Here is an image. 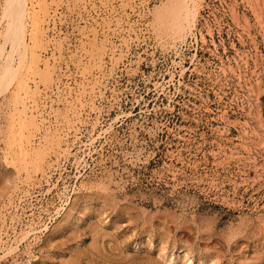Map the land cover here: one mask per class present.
I'll return each instance as SVG.
<instances>
[{"label": "rangeland", "instance_id": "rangeland-1", "mask_svg": "<svg viewBox=\"0 0 264 264\" xmlns=\"http://www.w3.org/2000/svg\"><path fill=\"white\" fill-rule=\"evenodd\" d=\"M178 3L46 0L0 95V264H264V0H189L183 37Z\"/></svg>", "mask_w": 264, "mask_h": 264}, {"label": "bare ground", "instance_id": "bare-ground-1", "mask_svg": "<svg viewBox=\"0 0 264 264\" xmlns=\"http://www.w3.org/2000/svg\"><path fill=\"white\" fill-rule=\"evenodd\" d=\"M174 1H177V0H174ZM180 1V3L182 2V0H178V2ZM196 1V0H195ZM4 3V5L2 6L3 7V12H2V15H3V17H4V19H5V23H6V25H5V29H4V32H1V33H3V34H1V35H3V38H4V40L1 42L2 43V45H3V48H4V44H6V43H9L10 44V50H7V51H9L8 53H7V55H5L4 57H3V61H4V63L3 62H1V64L3 63V65H1L0 66V95L1 94H3V92L4 91H6L7 89H8V86L9 85H11V83H14L13 85H16V87L15 88H17V90L19 89V92L18 91H16L18 94V99H17V102L19 101V100H21L22 99V95L24 94V96L25 95H27L28 96V93H29V90H30V88H29V86H27V83H25V82H27V81H25L24 82V79L25 80H27L26 78H23V76H24V73L22 72V68L24 67L23 65H24V63L27 61V59L29 58V57H31V56H29L27 59H26V51H27V49L29 48H31L29 51H31V50H33V47H36V45H37V42L35 43L34 41H36V40H34V39H41L42 40V37L45 35V33H44V29H45V25L46 24H48V22H47V18H48V16L50 17V13H49V11H48V9L49 8H47V4H46V0H4L3 1ZM51 2H52V0H51ZM189 0H183V2L181 3V7H178V5H177V9H180L179 11H178V14L177 13H175V15H174V10L173 9H171V10H169V9H167L168 11H166V15L168 16V14L170 13L171 14V12H172V14L175 16H173L172 14H171V17H169L170 16V14H169V16H168V18H167V16L164 14L165 12H164V8H163V12L162 11H160V12H158L159 14L157 15V17H156V19H158V23L160 24V25H163L164 26V30H166L167 32H168V30H170L171 29V31L172 32H176L177 34L179 33L182 37L184 36V33L185 32H187V30L189 29L190 30V27H188L189 26V23H187L188 22V18H189V16L191 15L190 13L192 12V7L189 5ZM53 3H55V2H53ZM172 3H174L175 4V2H172ZM191 3H194V2H191ZM170 4H171V2H170ZM166 5V4H165ZM164 5V6H165ZM169 5V4H168ZM196 5V4H195ZM40 7V11H39V13H36V9H35V7ZM159 7V6H158ZM167 7V6H166ZM169 7V6H168ZM175 7V6H174ZM173 7V8H174ZM191 7V8H190ZM170 8V7H169ZM171 8H172V6H171ZM176 8V7H175ZM174 8V9H175ZM34 9H35V11H34ZM161 9V8H160ZM194 9V8H193ZM196 9V8H195ZM162 10V9H161ZM173 10V11H172ZM176 10V9H175ZM1 11V10H0ZM169 11H171V12H169ZM35 12V13H34ZM52 12H55V11H52ZM161 12L163 13V14H161ZM167 12H168V14H167ZM176 12V11H175ZM194 12L195 11H193V15H194ZM35 14V15H34ZM55 14V13H54ZM37 15V16H36ZM53 15V14H52ZM193 15H191V17L193 16ZM33 16V18H32V20L30 21V17H32ZM56 16V15H55ZM166 16V17H165ZM167 18V19H166ZM176 18V19H175ZM192 18H194V16L192 17ZM192 18H191V21L190 22H192ZM28 19H29V21H28ZM49 19V18H48ZM169 19V20H168ZM175 19V20H174ZM190 19V18H189ZM173 20V21H172ZM170 21V22H169ZM54 22V21H53ZM46 23V24H45ZM55 23V22H54ZM165 26L167 27V28H165ZM161 27V26H160ZM162 30V29H161ZM3 31V30H2ZM83 31V30H82ZM167 32H164V33H167ZM170 32V31H169ZM163 33V32H162ZM176 33L174 34V36L176 35ZM88 34V33H87ZM90 34V33H89ZM169 34V33H168ZM1 35H0V37H1ZM95 35V34H94ZM171 35H173V34H171ZM186 35V34H185ZM27 36L30 38V39H28V40H32L33 39V42H31V43H33L32 44V47H30L31 45L30 44H28L29 42L27 41ZM93 36V35H92ZM177 37V36H176ZM3 38H1V39H3ZM90 38V37H89ZM180 38V37H179ZM47 39H49L48 37H47ZM46 39V40H47ZM40 40V42H42ZM51 41V40H50ZM28 42V43H27ZM40 42H38V45H41L40 44ZM47 42H48V40H47ZM46 42V43H47ZM52 42V41H51ZM57 42V41H56ZM8 44V45H9ZM36 44V45H35ZM52 44V43H51ZM28 45V46H27ZM37 45V46H38ZM100 45V44H99ZM6 47V46H5ZM41 47V46H40ZM90 47V46H89ZM2 47L0 48V49H3ZM37 48V47H36ZM84 48V47H83ZM82 48V49H83ZM4 50V49H3ZM6 50V49H5ZM34 50H35V48H34ZM41 50V49H40ZM29 51H27V52H29ZM45 51V50H44ZM82 51V50H81ZM102 51V50H101ZM34 52V51H33ZM32 52V54H34ZM40 52V51H39ZM83 52V51H82ZM0 53H1V50H0ZM102 53V52H101ZM5 54V53H4ZM15 54L17 55L18 54V56H16V57H18L19 58V62H18V60H16L17 61V64L18 65H16V66H14V62L13 61H15L14 60V57H15ZM28 54V53H27ZM35 54H37V56H38V53L36 52ZM78 54V53H77ZM86 53H84V55H85ZM29 55H30V53H29ZM94 55V54H93ZM37 56H33V57H36V59H34V58H32V60H37L38 59V57ZM80 56V55H79ZM15 57V58H16ZM94 57V56H93ZM17 58V59H18ZM25 59H26V61H25ZM94 59V58H93ZM40 60V59H39ZM39 60H37L38 62L37 63H39L40 61ZM48 60V59H47ZM15 61V62H16ZM31 61V59H28V62H30ZM33 62V61H32ZM27 63V62H26ZM37 63H35V64H37ZM95 63V62H94ZM33 64V63H32ZM43 64H46L45 62L43 63ZM42 64V65H43ZM78 64V63H77ZM84 64V63H83ZM27 65H29V63L27 64ZM46 65H48V64H46ZM45 65V66H46ZM44 66V65H43ZM51 66V65H50ZM26 67V66H25ZM32 67V65L30 66V68ZM39 67V66H38ZM90 67V66H89ZM92 67V66H91ZM29 67H27V69H28ZM29 68V69H30ZM32 68H34V66L32 67ZM50 68V67H49ZM96 68V67H95ZM26 69V68H25ZM29 69H28V72H29ZM40 69V68H39ZM43 69V68H42ZM48 69V66H47V68H46V70ZM37 70H38V68H37ZM33 71H36V69H33ZM40 71H41V74H42V70L40 69ZM44 71H45V68H44ZM49 71V70H48ZM32 72V70H30V72H29V74H32L31 73ZM36 72H38L39 73V70L38 71H36ZM36 72H34V74L36 75ZM47 72V71H46ZM44 73V75H45V72H43ZM40 74V75H41ZM46 74H48V73H46ZM26 75H28V74H26ZM50 75V74H49ZM38 76V75H37ZM46 76V75H45ZM45 76H42V79L40 80V81H42V80H44L43 78H45ZM48 77V76H47ZM50 77V76H49ZM48 77V78H49ZM29 78V77H28ZM38 78L40 79L41 77H39L38 76ZM32 79H33V77H32ZM38 79V80H39ZM31 80V79H30ZM35 80V79H34ZM28 81H29V79H28ZM37 81V80H36ZM43 82V81H42ZM35 82L33 81V84H34ZM29 85V84H28ZM34 85H36V84H34ZM96 85V84H95ZM10 87V86H9ZM37 87V86H36ZM90 87V86H89ZM35 88V87H34ZM38 88V87H37ZM92 89V88H91ZM16 90V89H15ZM14 91V90H13ZM32 91H33V89H32ZM87 91H89V90H87ZM91 91V90H90ZM30 92H31V90H30ZM5 93V92H4ZM15 93V92H14ZM21 93H22V95H21ZM89 93V92H88ZM94 93V92H93ZM30 94V93H29ZM34 96H35V93H34ZM27 98V97H26ZM25 98V99H26ZM29 98V97H28ZM31 99V98H30ZM34 99V98H33ZM77 99V98H76ZM79 99V98H78ZM79 101V100H78ZM19 102H21V101H19ZM26 102V101H25ZM80 102V101H79ZM37 104V103H36ZM16 105V104H15ZM14 105V106H15ZM31 105V104H30ZM34 105H35V103H34ZM70 106V105H69ZM75 106V105H74ZM24 107V106H23ZM16 108V107H15ZM26 107H24V109H25ZM17 109V108H16ZM77 110V109H76ZM21 111V110H20ZM19 111V112H20ZM22 111H23V109H22ZM25 112V111H24ZM74 112H77V111H74ZM23 114V113H22ZM25 114H26V112H25ZM30 115V114H29ZM68 115V114H67ZM77 115V114H76ZM26 116H27V114H26ZM30 117H31V115H30ZM74 117V116H73ZM23 118V117H22ZM33 118V117H32ZM18 119H20L19 117H18ZM24 119H25V116H24ZM23 119V120H24ZM26 120V119H25ZM31 120V119H30ZM28 121V120H26L28 123L29 122H32V120L31 121ZM14 121V120H13ZM20 121H22V120H20ZM69 121V120H68ZM24 122V121H23ZM41 122V121H40ZM66 122V121H65ZM24 124H25V122H24ZM28 125V124H27ZM22 127H24V126H22ZM21 129V128H20ZM23 130V129H22ZM21 131V130H20ZM20 134H22L21 132H20ZM15 135V134H14ZM17 135H18V133H17ZM20 136V135H19ZM21 137V136H20ZM28 142V141H27ZM26 142V143H27ZM28 147V146H27ZM21 148H22V146H21ZM24 149H25V147H23ZM36 148V147H35ZM20 149V148H19ZM49 149V148H48ZM29 150V149H28ZM13 152V151H12ZM17 152V151H16ZM24 152H26V151H24ZM24 152L22 151V149H21V151L19 152V154H18V156H20V154L22 155V154H24ZM32 152V151H31ZM15 153V152H14ZM30 153V152H29ZM34 153V152H33ZM32 153V154H33ZM38 153V152H37ZM25 155V154H24ZM30 155V154H29ZM31 156V155H30ZM30 159V158H29ZM37 159V158H36ZM43 160V159H42ZM38 164H40V162L38 163Z\"/></svg>", "mask_w": 264, "mask_h": 264}]
</instances>
